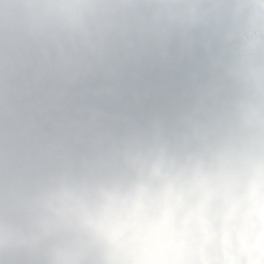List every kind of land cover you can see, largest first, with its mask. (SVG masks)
<instances>
[{
    "label": "clouds",
    "instance_id": "9594fccd",
    "mask_svg": "<svg viewBox=\"0 0 264 264\" xmlns=\"http://www.w3.org/2000/svg\"><path fill=\"white\" fill-rule=\"evenodd\" d=\"M0 264H264V0H0Z\"/></svg>",
    "mask_w": 264,
    "mask_h": 264
}]
</instances>
